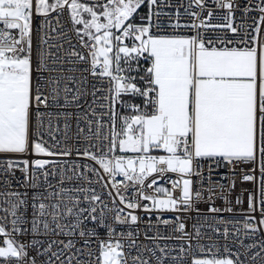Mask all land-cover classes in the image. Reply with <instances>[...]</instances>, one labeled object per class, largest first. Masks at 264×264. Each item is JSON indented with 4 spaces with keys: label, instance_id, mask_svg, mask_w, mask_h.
Segmentation results:
<instances>
[{
    "label": "snow or ice",
    "instance_id": "6c2138e0",
    "mask_svg": "<svg viewBox=\"0 0 264 264\" xmlns=\"http://www.w3.org/2000/svg\"><path fill=\"white\" fill-rule=\"evenodd\" d=\"M212 4L0 0V264H264V0Z\"/></svg>",
    "mask_w": 264,
    "mask_h": 264
},
{
    "label": "built area",
    "instance_id": "2783aa9c",
    "mask_svg": "<svg viewBox=\"0 0 264 264\" xmlns=\"http://www.w3.org/2000/svg\"><path fill=\"white\" fill-rule=\"evenodd\" d=\"M187 2V0H185V3ZM207 2H208V4H209V6L210 7H214V5L212 4V0H207ZM173 3H175V0H173ZM165 11H175V7H173L172 9H164ZM180 11L182 12L183 11V9H180ZM169 175H172L173 176V178H175L174 177V174H169ZM17 176L19 177L20 176V173L18 172L17 173ZM159 184L161 185V186H164V187H170L168 184H166L165 183V181L164 180H160L159 181ZM239 191V187H238V189H237V192ZM161 195H163L162 193H161ZM219 203H221V202H218V204ZM137 215H140V216H144V213L143 212H140V211H137V213H136ZM174 214L173 213H165L164 214V216H165V218H168V217H171V216H173ZM227 215V214H226ZM152 219L153 220H155V216H153L152 217ZM194 221H192V220H189L188 221V226H189V230H191V225H192V223H193ZM139 227H140V229L141 230H143L144 228H145V224L143 223V222H141L140 223V225H139ZM118 231H120V229H117ZM126 230V229H125ZM161 230L162 231H164V234H167V230H164L163 229V226H161ZM155 231V229H153V232ZM153 233L152 232H150L149 233V235H152ZM101 237L103 238L104 237V233H103V231L101 232ZM141 240H143V236H141ZM253 241H251V240H248V239H245L244 240V243L245 244H247V243H252ZM161 243L163 244L164 243V241H161ZM169 243H174V241H170ZM220 243L222 244L223 243V240L221 239L220 240ZM233 250L235 251L236 249H235V247L233 246Z\"/></svg>",
    "mask_w": 264,
    "mask_h": 264
}]
</instances>
